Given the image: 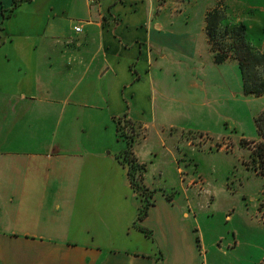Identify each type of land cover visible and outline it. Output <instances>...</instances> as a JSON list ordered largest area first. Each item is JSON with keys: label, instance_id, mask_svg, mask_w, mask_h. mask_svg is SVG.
<instances>
[{"label": "crops", "instance_id": "0c3cea01", "mask_svg": "<svg viewBox=\"0 0 264 264\" xmlns=\"http://www.w3.org/2000/svg\"><path fill=\"white\" fill-rule=\"evenodd\" d=\"M15 1L0 0V13ZM202 1L196 15L200 0H25L6 19L5 33L15 17L29 30L8 33V43L19 42L0 48V264H161L135 227H151L157 203L138 224L115 120L131 122L144 182L162 192L160 227L167 249L176 245L161 250L163 264H199L186 250L196 224L187 196L203 192L191 187L188 168L181 179L178 161L189 158L192 141L170 115L178 104L203 120L199 93L217 105L213 95L231 89L227 69L238 66L215 62L205 23L215 5ZM253 45L264 53V43ZM208 115L218 127L228 122L216 107ZM173 173L182 189L170 183Z\"/></svg>", "mask_w": 264, "mask_h": 264}, {"label": "rangeland", "instance_id": "374dc122", "mask_svg": "<svg viewBox=\"0 0 264 264\" xmlns=\"http://www.w3.org/2000/svg\"><path fill=\"white\" fill-rule=\"evenodd\" d=\"M160 1L165 3L166 0ZM207 1L215 5L212 9L217 6L226 8L227 19L220 26V32L224 33L239 25H245L249 43L252 45L264 43V0H223L225 1L223 3L220 0ZM217 1L220 2L217 3ZM205 5L206 3L200 0L195 14L198 15L200 8ZM4 9L6 10L0 13V48H4L5 51L15 48L16 42H19V39H15L11 45L8 43L7 34L15 35L20 31L29 30V23L26 22L24 25L18 21L19 17H15L17 21L12 20L5 33L7 21L5 15L8 14L9 8ZM3 42L6 44L5 47L2 45ZM231 42L230 37L219 36L216 44L222 46ZM1 60L0 57V67ZM10 66H12L11 63ZM227 71L230 73L231 89H222L213 95L216 97L217 105L211 104L210 98L203 102L205 93H199L201 95L198 100L199 113H205L203 120L183 114L178 104L170 115L175 126L178 129L183 128L185 137L192 141L190 156L193 155V158L182 155V160L178 161L180 169H183L181 179L185 182V169L188 168L193 174L191 187L199 193L203 192V194H197L196 191H188L187 196V201L191 202L189 208L192 221L196 223L195 225L192 223L194 225L192 232L200 254L199 258L195 257V244L190 242L191 240H189L190 243L187 242L186 250L194 258V262L199 264H264V176L256 173L249 166L252 152L262 141L258 137L254 114L264 109V97L252 99L255 96H247L244 93L240 70L236 63ZM203 103L206 106H203ZM214 107L228 117V122L223 127H218L208 115ZM121 125L122 132L129 137L132 136L124 122ZM223 129L225 133H229L227 141L220 142L212 137L214 136L211 134L212 131L216 133ZM168 132L171 134H167V137H172L175 144L182 143L184 148L188 146L187 140L182 139L178 142L174 130ZM255 138L257 139L254 140ZM135 139H137L136 136ZM161 161L167 166L170 163L164 159ZM169 179L171 184L174 183L177 188L182 189L179 183L180 178L177 179L176 173H173ZM153 191L154 201L157 203L156 210L150 221L151 227L147 229L149 235L144 234L150 240V251L158 255L161 259L160 263L163 264L164 256L161 250L169 251L170 248L175 249L176 245L172 241L167 249L169 241L160 227L162 215L158 210L157 199V193L162 192ZM208 193L214 196V200L210 203H207ZM176 230L180 232V228ZM188 237L192 238L190 235ZM202 239H204L203 243ZM135 243L139 242L135 241ZM140 245L145 250L147 245L143 242H140Z\"/></svg>", "mask_w": 264, "mask_h": 264}, {"label": "trees", "instance_id": "16d2710c", "mask_svg": "<svg viewBox=\"0 0 264 264\" xmlns=\"http://www.w3.org/2000/svg\"><path fill=\"white\" fill-rule=\"evenodd\" d=\"M25 0H17L5 15L6 19L13 16L20 3ZM225 6V5H224ZM3 15V14H2ZM226 8L217 6L206 14V32L212 46L214 59L217 64H222L233 59L238 62L243 90L247 96H264V53L255 48L247 40V27L239 25L233 30L220 32V26L226 21ZM230 37L232 42L228 45L218 46L217 37ZM118 134L127 144V149L120 154L118 160L128 170L130 184L139 201L137 222L142 223L149 214V210L155 204L154 191L150 190L144 182L146 166L138 163L134 154L135 136H128L122 132V120H115ZM126 128H131V122H124ZM258 137L262 140L257 149L252 152L249 166L256 173L264 176V111L255 119ZM137 224V225H138ZM136 226V225H135ZM140 231L149 235V231L137 226Z\"/></svg>", "mask_w": 264, "mask_h": 264}, {"label": "built area", "instance_id": "2783aa9c", "mask_svg": "<svg viewBox=\"0 0 264 264\" xmlns=\"http://www.w3.org/2000/svg\"><path fill=\"white\" fill-rule=\"evenodd\" d=\"M91 3H96V2H98V0H89ZM75 31L77 32V33H80L81 31H82V29H81V27H76L75 28Z\"/></svg>", "mask_w": 264, "mask_h": 264}]
</instances>
